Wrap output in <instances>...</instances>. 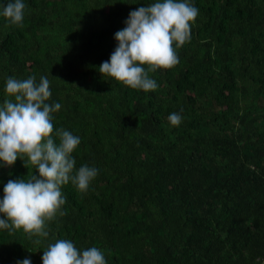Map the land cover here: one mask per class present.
I'll return each instance as SVG.
<instances>
[{"label":"trees","instance_id":"obj_1","mask_svg":"<svg viewBox=\"0 0 264 264\" xmlns=\"http://www.w3.org/2000/svg\"><path fill=\"white\" fill-rule=\"evenodd\" d=\"M9 2L0 0V12ZM153 2L23 0L22 26L0 15V104L8 77L47 76L48 103L61 104L54 130L81 141L75 170L98 169L86 192L71 181L61 187L65 215L46 221L47 238L0 230V264H42L57 239L97 247L106 264L264 256V0H190L199 10L190 42L174 68L149 74L155 91L102 77L114 34ZM173 112L178 127L168 122ZM22 159L0 164V199L10 179L35 174Z\"/></svg>","mask_w":264,"mask_h":264},{"label":"clouds","instance_id":"obj_2","mask_svg":"<svg viewBox=\"0 0 264 264\" xmlns=\"http://www.w3.org/2000/svg\"><path fill=\"white\" fill-rule=\"evenodd\" d=\"M24 10L23 0H14L0 15L11 25L22 26ZM198 13L190 0H155L136 8L128 14L126 26L114 34L117 46L98 72L131 89L155 91L158 85L149 74L179 63L177 49L190 42L191 25ZM4 92L6 98L0 104V164L11 167L18 158H26L22 159L24 167L31 165L35 174L10 179L4 185L0 230H8L9 235L22 230L29 238H47L46 221L65 215L61 211L66 202L61 187L71 181L78 191L86 192L98 169L83 164L75 170L71 154L81 141L64 128L54 130L52 114L61 104L48 103L51 91L47 76H41L38 83L35 76L23 80L10 76ZM167 119L174 127L182 122L177 112ZM41 260L42 264H106L97 247L78 250L66 239L49 243ZM17 264H31V260L25 258Z\"/></svg>","mask_w":264,"mask_h":264},{"label":"built area","instance_id":"obj_3","mask_svg":"<svg viewBox=\"0 0 264 264\" xmlns=\"http://www.w3.org/2000/svg\"><path fill=\"white\" fill-rule=\"evenodd\" d=\"M256 264H264V256L256 258Z\"/></svg>","mask_w":264,"mask_h":264}]
</instances>
